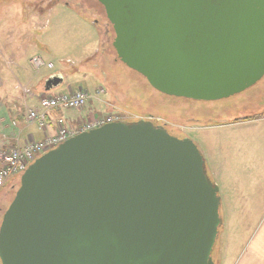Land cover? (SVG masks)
Instances as JSON below:
<instances>
[{"label": "water", "instance_id": "obj_1", "mask_svg": "<svg viewBox=\"0 0 264 264\" xmlns=\"http://www.w3.org/2000/svg\"><path fill=\"white\" fill-rule=\"evenodd\" d=\"M116 60L194 101L264 76V0H95ZM62 76L45 82V91ZM218 187L188 138L150 122L73 136L20 177L0 223V264H214Z\"/></svg>", "mask_w": 264, "mask_h": 264}, {"label": "rangeland", "instance_id": "obj_2", "mask_svg": "<svg viewBox=\"0 0 264 264\" xmlns=\"http://www.w3.org/2000/svg\"><path fill=\"white\" fill-rule=\"evenodd\" d=\"M24 1L30 9L26 15ZM53 2L0 0V28L12 27L8 37L15 47L9 45L14 50L10 54L14 66L9 68L16 75L22 71L27 76L19 81L20 86L24 88L31 80L30 85L46 95L82 88L89 93L95 112L86 120L89 123L109 118L128 122L151 119L165 125L171 134L190 139L218 187L222 224L211 254L213 263L264 264V76L243 92L217 101L161 94L116 60L114 32L97 1L56 0L46 11ZM35 59L53 68L34 70L30 61ZM55 75H62L63 82L45 91L46 80ZM15 83L12 81L13 86ZM98 90L104 93L97 95ZM87 106L67 114L85 120ZM236 119L244 121L233 123ZM219 158L224 160L222 167L217 164ZM20 177L10 179V198Z\"/></svg>", "mask_w": 264, "mask_h": 264}, {"label": "crops", "instance_id": "obj_3", "mask_svg": "<svg viewBox=\"0 0 264 264\" xmlns=\"http://www.w3.org/2000/svg\"><path fill=\"white\" fill-rule=\"evenodd\" d=\"M53 1L54 2L50 4V7L48 6L46 11L51 10L56 5V0ZM26 6L24 1V15L30 12V9L25 8ZM38 14L43 13L38 12ZM9 28L5 26L0 28V151L16 146L22 147L26 143L32 141H41L43 138L55 134L56 124L60 123L64 128H73L85 123L86 120L92 119L95 114L94 111L92 112V101H90L88 106L84 109L85 113L88 111L85 115V120H83L80 115H69L67 111L51 110L46 112V131H41L36 124L28 122L26 120L27 111L36 109L42 112L43 110L40 108L39 100L47 95L38 91L36 87H32L30 85L31 80H27V84L22 88L19 81H25L27 79L26 74L21 71L20 74L16 75L11 71L10 68L14 66V62H12L13 58L11 57L13 55L10 54L14 53V50L11 48L13 47L11 42H9ZM9 45L11 47H9ZM12 81L16 82L15 86H13ZM221 148H223L222 144L218 148L219 157H221L222 154ZM221 162L223 163L224 160L221 161V158H219L217 164ZM222 163L220 164L221 167ZM11 181L12 180L0 189V219H2L6 208L13 198V196L10 198V195L7 193L13 186V184L9 185Z\"/></svg>", "mask_w": 264, "mask_h": 264}, {"label": "built area", "instance_id": "obj_4", "mask_svg": "<svg viewBox=\"0 0 264 264\" xmlns=\"http://www.w3.org/2000/svg\"><path fill=\"white\" fill-rule=\"evenodd\" d=\"M31 66L35 70L42 67L52 69L51 64H45L40 59H35L31 62ZM101 94L102 91H99ZM89 99L88 93L83 89L71 91L67 94H59L56 96L45 97L40 100V106L45 111L47 110H79L82 109ZM45 111L38 112L31 110L28 112L26 119L28 122L36 124V126L45 131L46 129V114ZM109 118L104 121H96L94 123H86L74 130H66L57 125V132L54 136L47 137L41 142H29L23 147H12L0 151V188L12 177L22 174L29 163L38 154L53 148L64 142L67 138L78 132L88 131L101 126L105 122L112 121ZM151 120V119H150Z\"/></svg>", "mask_w": 264, "mask_h": 264}, {"label": "trees", "instance_id": "obj_5", "mask_svg": "<svg viewBox=\"0 0 264 264\" xmlns=\"http://www.w3.org/2000/svg\"><path fill=\"white\" fill-rule=\"evenodd\" d=\"M262 117H264V116H262ZM239 121H244L243 119L242 120H240V119H236V120H234L233 122H239Z\"/></svg>", "mask_w": 264, "mask_h": 264}]
</instances>
